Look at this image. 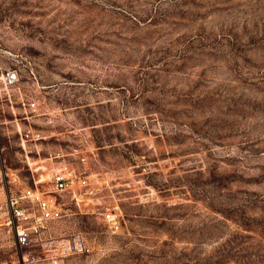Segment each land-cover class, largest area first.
<instances>
[{
    "label": "rangeland",
    "instance_id": "1",
    "mask_svg": "<svg viewBox=\"0 0 264 264\" xmlns=\"http://www.w3.org/2000/svg\"><path fill=\"white\" fill-rule=\"evenodd\" d=\"M26 187L58 216L18 250ZM74 236L60 264H264V0H0V264Z\"/></svg>",
    "mask_w": 264,
    "mask_h": 264
},
{
    "label": "built area",
    "instance_id": "2",
    "mask_svg": "<svg viewBox=\"0 0 264 264\" xmlns=\"http://www.w3.org/2000/svg\"><path fill=\"white\" fill-rule=\"evenodd\" d=\"M19 80V74L15 69H8L3 73V83L5 86H12ZM31 111H37L38 102L30 100L27 102ZM41 138L39 132L27 131L22 134V140H34ZM85 158H83V161ZM77 179L81 186H88L87 177L81 178L75 171L60 169L54 172L53 183L56 192H63L72 189V185ZM6 226L15 239L18 250L27 247L32 242V236H42L50 229V222L58 216L57 199L54 196L46 195L38 187H26L21 193L10 192L7 198ZM119 214L115 208H109L104 212V220L112 229L119 227ZM57 253L47 255L50 264H60V258L81 254L90 251V247L81 236L65 239L58 244ZM21 261L26 264L30 261L28 254L21 252Z\"/></svg>",
    "mask_w": 264,
    "mask_h": 264
}]
</instances>
